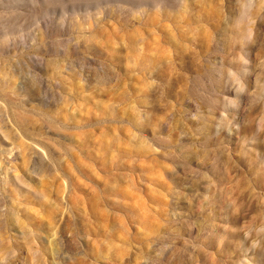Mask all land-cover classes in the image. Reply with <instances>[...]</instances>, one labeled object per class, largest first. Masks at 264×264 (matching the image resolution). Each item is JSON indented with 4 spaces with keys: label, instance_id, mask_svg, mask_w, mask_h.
Returning <instances> with one entry per match:
<instances>
[{
    "label": "rangeland",
    "instance_id": "rangeland-1",
    "mask_svg": "<svg viewBox=\"0 0 264 264\" xmlns=\"http://www.w3.org/2000/svg\"><path fill=\"white\" fill-rule=\"evenodd\" d=\"M0 264H264V0H0Z\"/></svg>",
    "mask_w": 264,
    "mask_h": 264
}]
</instances>
